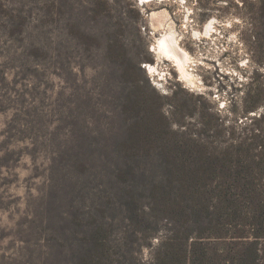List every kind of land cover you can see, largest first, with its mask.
<instances>
[{
    "label": "rangeland",
    "instance_id": "rangeland-1",
    "mask_svg": "<svg viewBox=\"0 0 264 264\" xmlns=\"http://www.w3.org/2000/svg\"><path fill=\"white\" fill-rule=\"evenodd\" d=\"M90 1L0 0V264H53L44 208L52 168L62 176L68 170L74 131L85 135L81 146L91 160L83 205L104 191L101 172L112 155L108 135L118 129L122 87L135 96L136 81L146 95L162 97L165 121L178 131L168 139L217 148L248 142L253 133L264 139V18L257 0H92L93 12ZM161 39L185 53L187 78L159 51ZM122 65L134 71L120 78ZM248 167L264 174L253 161ZM169 230L163 221L156 231L134 234L129 264H151Z\"/></svg>",
    "mask_w": 264,
    "mask_h": 264
},
{
    "label": "trees",
    "instance_id": "trees-1",
    "mask_svg": "<svg viewBox=\"0 0 264 264\" xmlns=\"http://www.w3.org/2000/svg\"><path fill=\"white\" fill-rule=\"evenodd\" d=\"M94 5L91 0L90 12ZM255 5L264 18V0ZM131 69L122 65L119 77ZM137 70L148 84L141 66ZM133 83L138 90L135 96L128 87L118 92V129L108 135L112 155L107 166L102 172L101 163L93 166L103 176L100 195L83 205L87 199L83 190L89 188L82 186L92 179L85 165L91 160L81 146L85 135L74 131L70 137L64 176L57 166L65 152L55 160L57 171L50 172L44 208L50 232L46 254L53 256V264H129L134 234L156 231L163 221L170 230L156 246L151 264H264V174L246 169L248 160L257 169L264 166L260 133L224 148L168 139L165 134L178 131L165 121L162 97L152 90L154 96L146 95ZM152 104L156 109H151ZM132 111L135 117H129ZM138 111L144 116L140 120ZM59 181L64 186L57 187ZM75 206L87 209L82 214ZM122 228L124 237L117 242L113 237Z\"/></svg>",
    "mask_w": 264,
    "mask_h": 264
},
{
    "label": "bare ground",
    "instance_id": "bare-ground-1",
    "mask_svg": "<svg viewBox=\"0 0 264 264\" xmlns=\"http://www.w3.org/2000/svg\"><path fill=\"white\" fill-rule=\"evenodd\" d=\"M158 49L164 55V53L173 57L176 61L182 75L187 78L186 71L183 68V59L185 57V53L181 51V49L174 42H168L167 40L161 39L158 41Z\"/></svg>",
    "mask_w": 264,
    "mask_h": 264
}]
</instances>
